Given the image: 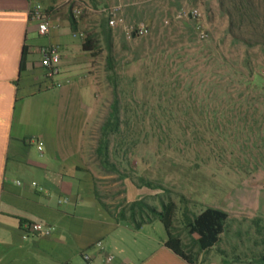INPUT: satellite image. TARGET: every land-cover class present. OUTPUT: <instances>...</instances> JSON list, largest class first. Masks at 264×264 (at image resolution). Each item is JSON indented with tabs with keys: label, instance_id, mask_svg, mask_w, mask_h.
<instances>
[{
	"label": "rangeland",
	"instance_id": "obj_1",
	"mask_svg": "<svg viewBox=\"0 0 264 264\" xmlns=\"http://www.w3.org/2000/svg\"><path fill=\"white\" fill-rule=\"evenodd\" d=\"M38 1L56 23L71 26L73 16L79 41L93 37L98 110L91 134L98 150L91 162L110 172L104 179L108 192L119 193L121 202L137 197L159 208L162 201L175 202L173 226L192 252L199 247L185 227L184 212L224 209L230 216L227 228L208 252L257 259L264 244L253 219L264 220V165L241 167L238 160L264 148L216 129L246 123L236 112L248 106L233 100L255 96L238 83L247 46L235 44L228 33V13L238 7L231 0H122L128 23L146 20L151 27L148 35L129 39L123 26L110 27L100 11L118 0ZM250 1L260 15L256 21L241 24L234 17L236 32L247 37L251 28L264 31V0ZM192 7L201 9L200 21L178 16ZM74 8L81 9L79 16ZM252 45V61L264 63V46ZM254 121L264 125V118L250 117L247 123ZM240 143L250 148L241 149Z\"/></svg>",
	"mask_w": 264,
	"mask_h": 264
},
{
	"label": "crops",
	"instance_id": "obj_2",
	"mask_svg": "<svg viewBox=\"0 0 264 264\" xmlns=\"http://www.w3.org/2000/svg\"><path fill=\"white\" fill-rule=\"evenodd\" d=\"M35 1L0 0V264H82L84 254L90 264H108V257L110 264H192L166 245L161 219L143 221L137 197L121 202L108 192L110 172L91 162L98 150L91 134L98 110L92 50L72 25L51 20L50 32L40 34L31 15ZM45 44L60 46L54 82L40 63ZM30 223L54 230L36 235ZM215 247L201 251L195 264H264L224 250L210 254Z\"/></svg>",
	"mask_w": 264,
	"mask_h": 264
},
{
	"label": "trees",
	"instance_id": "obj_3",
	"mask_svg": "<svg viewBox=\"0 0 264 264\" xmlns=\"http://www.w3.org/2000/svg\"><path fill=\"white\" fill-rule=\"evenodd\" d=\"M231 2H233L232 5L234 7H238V11L234 14L231 12L228 13V33L232 36V40L235 44L243 43L247 46L244 57L241 61V65L238 69L240 73V75H238L239 87L244 91L246 90V88L251 90L250 92L254 93L255 96H252L251 101L248 98L244 100V97L233 100L236 104L244 103V105L246 104L248 106V109H246V111L239 110L236 112V117H239L240 120L245 119L246 123H236V125L234 124L235 126L233 124L231 126L217 125L216 129L218 133L224 134L227 137L230 135H234L232 133H236L237 136L234 135L236 139H239V136L244 135L248 140L243 139V137L242 139L248 141L246 143H249V146L250 143H261V147L264 148L263 123L261 121L247 123L248 118L250 117H254V119L256 120H262V118H264V114L260 113L261 111H264V63H254L248 52L249 47L253 46L252 44H259L261 47L264 46V40H254V38H252L253 36H259L262 37L261 39H263L264 31L262 30L261 32H259L257 29L251 28L248 31L251 36L248 37L242 35L241 33H237L235 30L234 17H236L238 22H240L241 24L246 22L252 24L256 21L255 18H258L260 15L253 11L254 5L250 0H240L239 2L231 0ZM71 24L72 28L76 29L77 22L73 16L71 17ZM83 47L86 50H93L96 47L93 41V37L86 38V40L83 42ZM25 64L26 54L24 50L21 62L22 70L25 68ZM229 113L230 112H225V117L233 118L234 114ZM117 124L118 118H116V125ZM250 139L252 140L250 141ZM249 146L245 145L244 143H240L241 149H244L245 147L250 148ZM238 161L240 162V164L243 163L241 164V167H244L246 163V166L252 165L253 167L257 168L264 165V152H260L257 154L250 153V155H246L243 160ZM136 202H141L140 209L143 221L145 220V217H147L148 220L151 219V217H157L161 219L168 234L166 245L192 264L196 263L195 259L201 251L211 249L218 244L221 239V234L224 233L227 228L228 220L230 217L229 213L224 209L213 206H207L198 213H189L188 211H185V227L188 233L194 237L195 242L199 247L198 251L192 252L184 243V240L181 237L180 233H177L173 226L175 215L177 212V204L175 202H173L172 200L162 201L160 204V208L156 205L148 204L144 201L143 198ZM262 222H264V220L261 218L253 219V224L256 227V231L258 234H260V236H262L261 242L264 244V225H262ZM137 225L139 226L140 223H138ZM257 259L264 262V249Z\"/></svg>",
	"mask_w": 264,
	"mask_h": 264
},
{
	"label": "built area",
	"instance_id": "obj_4",
	"mask_svg": "<svg viewBox=\"0 0 264 264\" xmlns=\"http://www.w3.org/2000/svg\"><path fill=\"white\" fill-rule=\"evenodd\" d=\"M126 6L123 2H118L113 5L103 6L101 12L106 16L107 23L110 27L123 26L124 32L127 38H137L143 37L149 34L151 27L146 20L135 21L128 23L123 15V9ZM75 16L81 14L80 8L73 9ZM32 19L38 22V30L40 34H48L51 29V18L43 9L42 4L36 0L31 9ZM179 17H193L200 21L202 17V11L199 7H192L189 9L182 8L178 12ZM168 22V20H166ZM200 26V25H199ZM201 38H206L207 34L204 31H201ZM39 53L41 56L40 63L44 70L45 77L55 81L56 77L60 74V64H61V51L58 44H45L40 46ZM56 85H60V82H57ZM39 149L43 148V142H39ZM33 185H37L33 183ZM29 230L40 236H50L53 232V228L45 226L41 223H30L28 225ZM97 246L103 248L102 242H98ZM84 262L82 264H90L92 258L88 254L83 256ZM112 259L108 257L106 263L110 264Z\"/></svg>",
	"mask_w": 264,
	"mask_h": 264
}]
</instances>
